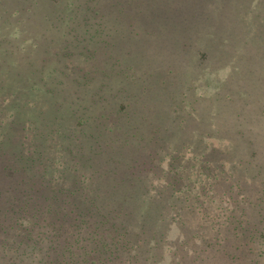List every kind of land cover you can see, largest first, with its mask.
Returning <instances> with one entry per match:
<instances>
[{"label":"rangeland","instance_id":"rangeland-1","mask_svg":"<svg viewBox=\"0 0 264 264\" xmlns=\"http://www.w3.org/2000/svg\"><path fill=\"white\" fill-rule=\"evenodd\" d=\"M7 1L0 0V86L6 88L0 92V150L18 153V145L12 146L11 141L19 122L37 127L57 124L60 133L57 140L65 156L79 157L85 164L91 162L94 168L105 171L111 169V159L121 158L120 174L127 176L126 163L132 147L122 150L120 156L119 149H104L95 124L100 112L115 110L122 100L130 98L138 115L165 125L159 131L162 130L173 147L179 148L182 141H187L200 151L197 144L200 137L204 144L208 140L222 147L227 144L224 157L233 167L238 153L242 156L250 148L256 150L257 161L264 165V0H77L76 5L75 0H59L52 6L42 4L33 20L24 26L23 19H4ZM92 1L100 5L106 30H115L102 50L92 34L94 27L77 17L79 11L89 13ZM19 6L22 5L18 1L16 5H7L9 10ZM44 12L51 20H57L54 28L49 20L38 19ZM132 20L140 28V34L138 40L127 42L134 28L125 23ZM180 37L190 44L183 51L177 44ZM146 40L149 51L144 49ZM95 45L99 52L92 56ZM49 52L61 55L68 52L65 57L71 55L74 64L87 65L90 70L95 67L93 64L97 65L96 78L89 86L76 82V74L68 70L64 59L58 61L55 56L52 59ZM119 59L136 75L144 73L138 82L121 76L118 71L121 67L113 64ZM32 70H35L33 74ZM161 78L171 81L166 89L159 86ZM142 84H148L151 90L143 99ZM122 87L131 95L119 93ZM26 99L37 105L24 107L22 100ZM184 102L194 107L188 106L187 114H183L188 131L180 133L186 136L181 139L178 138L180 116L170 115V108ZM9 112L13 121L7 117ZM240 119L250 130L238 139L234 126ZM121 126L123 137L131 125L121 123ZM139 128L146 132V126ZM217 131L222 137L215 139ZM102 137L105 140L108 136L103 132ZM237 173L248 179L251 174L249 169ZM144 180L131 191L126 186L113 189L111 180H105L102 204L110 210L123 202L130 213L117 220L118 224L132 232L142 224L144 229L156 233L155 239L139 249V256L147 264H172L178 261L180 249L190 253L198 248V237L181 244L182 239L195 233L197 220L189 211L184 225L176 218V209H168L171 204L177 207L184 204L175 195L165 194L151 201L146 196ZM162 210L165 214L160 217ZM111 213L114 215L116 211ZM204 224L205 232H211L208 223ZM177 249L178 255L173 253ZM58 251H53L49 242L27 245L20 250L24 261L19 264H47Z\"/></svg>","mask_w":264,"mask_h":264},{"label":"trees","instance_id":"trees-1","mask_svg":"<svg viewBox=\"0 0 264 264\" xmlns=\"http://www.w3.org/2000/svg\"><path fill=\"white\" fill-rule=\"evenodd\" d=\"M17 1L22 6L9 10L7 5H16ZM58 1L8 0L3 16L5 20L23 19L24 26L33 20L42 9V4L52 6ZM76 2L77 0L74 5ZM99 7L93 2L89 13L79 11L77 17L87 26L94 27L92 34L96 42L101 43L102 50L107 37L115 30H106L104 15ZM38 19L49 20L51 28L56 26L57 20H51L46 12ZM68 20L73 19L68 17ZM127 25L134 28L127 42L138 40L140 28L133 20L125 23ZM157 37L161 41L158 35ZM180 38L181 41L177 44L183 51L190 44L185 38ZM146 42L147 40L144 42V49L149 51ZM97 48L99 47L95 45L91 51L92 56L99 52ZM30 52L31 48L27 54L30 55ZM49 53L52 59L53 56L58 61L64 59L68 70L76 74V82L89 86L96 78L99 71L97 65L93 64L95 67L90 70L87 65L74 64L71 55L65 57L68 52L63 55L59 52ZM127 53H131V49ZM122 62L121 59L113 62L117 68L121 67L118 69L121 76L131 82H138L144 73L136 75L129 65L123 66ZM17 71L21 73L22 70ZM34 71L30 73L33 74ZM170 84V80L159 79L162 89ZM5 89V86H0V92ZM125 89L126 87H122L118 92L129 95ZM150 91L148 84H142L140 97L143 99ZM167 97L172 102V98ZM125 99L115 110L100 112L95 126L99 127L98 137L104 149H119L117 151L120 156L122 150L132 147L128 152L129 162L126 163L127 176L120 174L118 164L122 160L118 157L119 160H110L111 169L105 171L94 168L91 162L85 164L79 157L65 156L57 140L60 136L57 124L52 127L49 124L37 127L26 122L18 123L13 142L11 141L12 146L18 145V153L0 150V264L23 262L20 250L41 242H49L53 251L59 250L47 264H147V260L139 256V249L155 239L156 233L144 229L142 224L132 232L117 223L130 210L123 202L106 210L101 200L104 193L102 183L109 179L111 188L126 186L130 191L145 179L146 196L151 201L159 200L165 194L175 195L184 204L179 208L171 204L168 209H176L175 216L184 225L188 222L184 220L188 217V212L195 214V233L182 239L181 244L193 238L195 240L196 237L200 238V244L190 253L180 249L178 261L172 264H264V165L262 161H257L256 150L250 148L242 156L237 152L236 165L233 167L224 157L227 144L222 147L213 143V140L204 144L199 137L197 144L201 146L200 151L194 150L187 141H182L181 148L173 147L168 142L169 138L161 133L162 130L159 131L165 125H158L148 121L146 116L138 115L132 108V100ZM246 99L244 94L243 100ZM197 100L198 97H195L194 101ZM179 104L171 105L170 115L180 116L178 138L182 139L186 136L180 133L188 131L183 114H187L188 110H185L188 106H194L189 102ZM22 105L34 107L37 103L26 99L22 100ZM150 105L154 107L153 104ZM7 117L9 121H13L11 112ZM121 123L131 125L123 137L120 135ZM140 125L147 127L146 132H141ZM100 126L108 136L105 140ZM234 127L238 139L243 138L244 132L250 130L241 119L235 122ZM219 137H222V133L215 139ZM39 146L42 149H38ZM248 169L251 173L249 179L237 173ZM129 198H132V194H129ZM111 211H116V214L112 215ZM164 214L163 210L159 212L160 217ZM204 223H208V229L213 233L205 232ZM173 253L178 255V249ZM190 254L195 256L190 257Z\"/></svg>","mask_w":264,"mask_h":264}]
</instances>
